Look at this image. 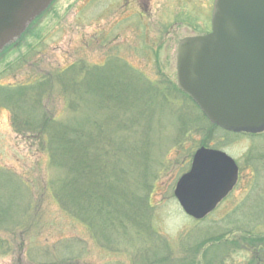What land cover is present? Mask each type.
Masks as SVG:
<instances>
[{
  "label": "rangeland",
  "instance_id": "rangeland-1",
  "mask_svg": "<svg viewBox=\"0 0 264 264\" xmlns=\"http://www.w3.org/2000/svg\"><path fill=\"white\" fill-rule=\"evenodd\" d=\"M146 1L147 6L139 0H55L18 42L0 52V84L30 81L37 72L78 60L101 65L115 56L150 80L177 87L178 42L208 31L212 0ZM112 66L100 71L108 76ZM93 81L91 75L85 78L78 112L58 94L42 107L46 104L55 117L76 126H100L103 134L127 138L125 151L120 158L111 156L109 164L126 169L122 184L86 175L78 185L85 197L73 198L84 210L85 223L69 215L56 202L66 195L56 190L57 196L52 195L46 187L64 171L48 164L32 129L11 127V110L1 106L0 264H264V135L211 127L198 106L174 89V103L143 123L148 131L138 125L119 132V104H104L105 90L94 89ZM129 94L121 106L132 118V90ZM202 142L229 154L240 172L229 195L195 220L184 213L173 189ZM91 189L99 207L90 204ZM104 192L107 203L101 199ZM27 200L30 210L22 214Z\"/></svg>",
  "mask_w": 264,
  "mask_h": 264
},
{
  "label": "water",
  "instance_id": "water-1",
  "mask_svg": "<svg viewBox=\"0 0 264 264\" xmlns=\"http://www.w3.org/2000/svg\"><path fill=\"white\" fill-rule=\"evenodd\" d=\"M54 0H0V52L18 40ZM176 83L219 128L264 132V0H214L211 29L182 38ZM239 168L225 151L200 146L173 194L201 219L233 189Z\"/></svg>",
  "mask_w": 264,
  "mask_h": 264
},
{
  "label": "trees",
  "instance_id": "trees-1",
  "mask_svg": "<svg viewBox=\"0 0 264 264\" xmlns=\"http://www.w3.org/2000/svg\"><path fill=\"white\" fill-rule=\"evenodd\" d=\"M111 66L112 70L109 75L104 76L103 71L100 70ZM89 75L94 77L91 84L94 89L105 90L102 93L104 104L114 102L119 104L117 115L120 118L119 132L128 131L132 126L137 127L138 125L148 131V125L144 126L143 123L150 121L156 110L163 112L166 106L174 103L170 94L171 89L190 101V98L181 92L175 84H171L167 80H162L159 83L150 80L127 62L115 56L108 57L101 65H88L84 60H78L63 68L37 72L35 78L30 81L0 84V107L4 106L11 110V127L15 131H19L21 127L32 129L35 132V145L37 149L47 153L48 164L64 171L61 178L50 179L46 185L47 189L52 195H56L55 190L62 191L66 195L64 201L59 197L60 195H58L59 198L56 197L59 202L53 196L58 205L69 215L80 218L84 223V210L75 206L73 201L74 197H85V193L81 192L83 188L78 186L79 181L86 179V175H90L92 180H96L101 175L104 182L114 180L120 186L123 177L127 174L126 169L121 165L116 169L109 166L112 162L111 156L120 158L122 152L125 151L127 138L120 135L114 138L103 134L100 126L97 130H87L84 125L76 126L68 121H63L55 117L53 111L48 107L49 100L58 94L64 97L69 109L78 112L80 106L83 107V95L86 92L85 78ZM130 89L135 102L131 108L132 113L130 110L132 118L129 117L127 109L121 106L127 102L131 95L129 94ZM95 98L97 97L95 96ZM43 101L48 106L43 104L42 107ZM94 103V106L98 107L97 102ZM28 104L31 108L30 113H26ZM179 110L182 111L180 108ZM129 119L131 120L126 124L125 121L127 122ZM211 127L219 128L212 123ZM182 132L184 137L187 136V129ZM227 133L232 134L231 132ZM263 135L264 132L248 136L258 138ZM111 142H117L116 149L111 148ZM201 145L206 146V143L202 142ZM90 194L93 195L91 206L97 203L99 207L97 193L94 189H91ZM140 198L139 200H141ZM101 199L107 203L105 192ZM142 202L145 203V201ZM30 204L28 200L23 204L22 214H28ZM107 207L110 209L109 206ZM116 210L115 208L114 211L116 212ZM117 212L120 211L117 210ZM106 218L109 217L106 216ZM19 225L26 226L27 223Z\"/></svg>",
  "mask_w": 264,
  "mask_h": 264
},
{
  "label": "flooded vegetation",
  "instance_id": "flooded-vegetation-1",
  "mask_svg": "<svg viewBox=\"0 0 264 264\" xmlns=\"http://www.w3.org/2000/svg\"><path fill=\"white\" fill-rule=\"evenodd\" d=\"M139 1H141L143 6H147V1L146 2H145V0H139Z\"/></svg>",
  "mask_w": 264,
  "mask_h": 264
}]
</instances>
